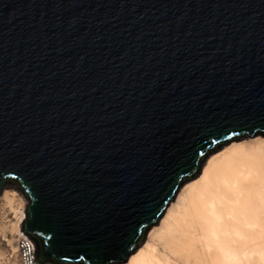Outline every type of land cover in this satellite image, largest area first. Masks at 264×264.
<instances>
[{"label": "water", "instance_id": "obj_1", "mask_svg": "<svg viewBox=\"0 0 264 264\" xmlns=\"http://www.w3.org/2000/svg\"><path fill=\"white\" fill-rule=\"evenodd\" d=\"M264 132V0H0V188L36 263L126 259L216 145Z\"/></svg>", "mask_w": 264, "mask_h": 264}, {"label": "bare ground", "instance_id": "obj_2", "mask_svg": "<svg viewBox=\"0 0 264 264\" xmlns=\"http://www.w3.org/2000/svg\"><path fill=\"white\" fill-rule=\"evenodd\" d=\"M0 190V264H37L21 233L29 200L14 183ZM106 264H264V132L207 152L139 245Z\"/></svg>", "mask_w": 264, "mask_h": 264}, {"label": "rangeland", "instance_id": "obj_3", "mask_svg": "<svg viewBox=\"0 0 264 264\" xmlns=\"http://www.w3.org/2000/svg\"><path fill=\"white\" fill-rule=\"evenodd\" d=\"M216 149H217V148H216ZM201 165H203V164H201ZM200 167H201V166H200ZM1 190H2V189H1ZM1 190H0V191H1ZM21 233H22V235L24 234V236L28 237L26 233L22 232V230H21ZM28 238H29V237H28ZM44 262H47V261H44ZM44 262H43V263H44ZM43 263H41V264H43ZM48 263H49V264H52L53 262L48 261Z\"/></svg>", "mask_w": 264, "mask_h": 264}, {"label": "built area", "instance_id": "obj_4", "mask_svg": "<svg viewBox=\"0 0 264 264\" xmlns=\"http://www.w3.org/2000/svg\"><path fill=\"white\" fill-rule=\"evenodd\" d=\"M26 237V236H25ZM28 241H30V239L27 237Z\"/></svg>", "mask_w": 264, "mask_h": 264}]
</instances>
